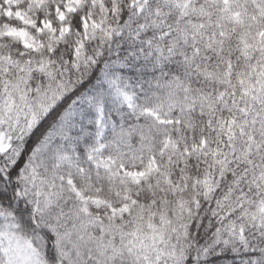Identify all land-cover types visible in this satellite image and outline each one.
Returning a JSON list of instances; mask_svg holds the SVG:
<instances>
[{
  "label": "snow or ice",
  "instance_id": "6c2138e0",
  "mask_svg": "<svg viewBox=\"0 0 264 264\" xmlns=\"http://www.w3.org/2000/svg\"><path fill=\"white\" fill-rule=\"evenodd\" d=\"M0 264H264V0H0Z\"/></svg>",
  "mask_w": 264,
  "mask_h": 264
}]
</instances>
